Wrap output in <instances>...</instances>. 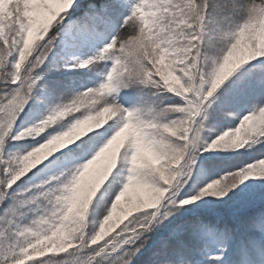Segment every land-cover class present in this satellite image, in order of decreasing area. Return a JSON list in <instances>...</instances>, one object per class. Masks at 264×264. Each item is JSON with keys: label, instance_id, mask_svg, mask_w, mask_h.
<instances>
[{"label": "snow or ice", "instance_id": "6c2138e0", "mask_svg": "<svg viewBox=\"0 0 264 264\" xmlns=\"http://www.w3.org/2000/svg\"><path fill=\"white\" fill-rule=\"evenodd\" d=\"M261 17L264 0H0V264H264V126L244 133L233 147L243 151H210L245 117L264 116L262 95L224 127L238 93H264V59L249 63L264 57V30L252 36ZM74 69L103 78L65 95V79L82 75ZM81 98L88 107L58 119ZM101 109L103 126L25 168L32 149ZM133 131L153 167L136 166ZM113 137L119 158L81 226L77 177ZM134 178L160 195L109 235L119 221H100Z\"/></svg>", "mask_w": 264, "mask_h": 264}, {"label": "clouds", "instance_id": "9594fccd", "mask_svg": "<svg viewBox=\"0 0 264 264\" xmlns=\"http://www.w3.org/2000/svg\"><path fill=\"white\" fill-rule=\"evenodd\" d=\"M262 30H264V17L260 18L257 27L252 32L253 38ZM255 51H264V48H262L260 44H257ZM253 54H255V52H253ZM81 107H88L87 101L83 98H81V103L75 109H69L66 114H60L58 119H65L67 115H71L73 111H79ZM109 118H111V114L106 113L103 109L95 115L85 116L80 121L74 123L65 132L56 134L49 138V140L32 149L24 159L23 163L25 168L30 170L31 167H35L37 163L42 162L61 147L66 146L70 142H74L75 139L87 134L88 131L103 126ZM56 122H58V120L45 121L29 134L38 136L46 131L47 127L51 126L52 123ZM258 126H264V116L245 117V119L241 121L240 126L234 131L226 132L222 136L217 137V139L213 141L212 146L217 148L243 147L244 144L248 142L244 137V133ZM130 134L138 136L139 156L135 161L136 166L140 168L153 167L156 156L151 145L144 143L143 138L139 137V134L135 131ZM115 139L116 138L113 137L112 140L105 144L92 159L87 162L80 175L77 177L73 189V209H75L77 222L81 226H83L87 219L86 214L89 205L116 166L121 145L119 143H114ZM168 178L171 179L172 177ZM159 195L160 193L150 185L144 184L142 181L135 178L129 180L125 187L121 189V192L118 193L116 200L113 201L108 216L100 221V228L108 229L109 226H114L121 217H126L133 208H141L150 202L151 197ZM62 238L63 234L56 238L57 242Z\"/></svg>", "mask_w": 264, "mask_h": 264}, {"label": "rangeland", "instance_id": "374dc122", "mask_svg": "<svg viewBox=\"0 0 264 264\" xmlns=\"http://www.w3.org/2000/svg\"><path fill=\"white\" fill-rule=\"evenodd\" d=\"M83 0H81L82 2ZM264 59V57H257L256 60H253V61H250L249 63H256V61L258 60H262ZM241 68L245 67V65H241L240 66ZM71 71H75V72H78L82 75H78V76H75V77H70L67 79V84H66V88L68 89V91L66 90L65 92V95H72L74 94L75 92H78V91H82L84 88H91L93 86H95L96 84H98L101 80H102V76L99 75V74H95L94 72L92 71H89L88 69H74V70H71ZM240 71V68L236 69L235 72L233 73L236 74V72H239ZM84 74L88 75V76H85ZM95 74V75H94ZM231 78V77H229ZM73 80H76V81H73ZM72 81V82H70ZM255 86H249L247 87L245 90L241 91L240 93L237 94V96L234 98L233 100V106H234V109L236 111V115L234 116H231L227 119V121H233V122H239L240 119H242V117L244 115H247V111H249V108L251 107V105L256 102L257 100H259L260 98L259 97H253L251 95H245V93L250 90L251 88H254ZM64 90V89H62ZM72 93V94H71ZM146 93H147V90H145V98H147L146 96ZM136 95H133V98L135 97ZM123 99V105L125 107H129L132 103V99L126 95L125 92H121L120 93V100ZM127 99V101H125ZM158 102H162L163 104H168L169 101L167 99H163L162 97L159 98V101ZM113 119L115 117H112ZM110 122V121H109ZM20 143H23V141H21ZM225 149H228V148H216V149H210V151H214V152H223ZM243 151V149H234V148H229L227 151L228 152H231V151ZM249 179H261L260 177H249ZM135 212L132 213V215H134ZM131 218V215L128 216V217H121L119 222L116 224L115 227H111L110 230L108 231V234L109 235H112V233L122 224H124L126 222L127 219ZM114 219H115V216H114ZM107 238V237H105Z\"/></svg>", "mask_w": 264, "mask_h": 264}, {"label": "trees", "instance_id": "16d2710c", "mask_svg": "<svg viewBox=\"0 0 264 264\" xmlns=\"http://www.w3.org/2000/svg\"><path fill=\"white\" fill-rule=\"evenodd\" d=\"M85 2H87V0L85 1ZM96 74V73H95ZM94 74V75H95ZM85 76H88V75H86V74H84ZM68 79V78H67ZM67 79H65V81H64V83L65 84H67ZM70 79H72V78H70ZM71 82V81H70ZM223 86V85H222ZM221 86V87H222ZM62 90V88L60 89V91ZM133 95H137L136 93H133ZM245 95H251V96H253V97H259V98H261V96L262 95H264V93H262V91L259 89V88H257V87H254V88H251L250 90H248L246 93H245ZM163 98V97H162ZM164 99V98H163ZM119 101H120V103L122 104L123 103V99H121L120 100V98H119ZM125 101H127V99L125 100ZM247 114H249V111H247L246 112ZM224 127H227L228 128V126H226V125H224ZM213 131V133L215 134V132L217 131V129H213L212 130ZM229 149V148H228ZM228 149H226L225 151L226 152H228L227 150ZM238 159H251V156L250 155H246V156H244V157H242V158H238ZM256 204H257V206H259L260 204H261V197H260V194L258 193L257 194V196H256ZM257 210H258V207H257ZM137 213H135L134 215H136ZM129 219H131V218H129ZM127 221H128V219L126 220V222L125 223H127ZM123 226V224L122 225H120L112 234H114L116 231H118L119 230V228L120 227H122ZM159 235H163V232H161ZM35 258H37V259H39V258H41V257H35ZM134 264H135V262H134Z\"/></svg>", "mask_w": 264, "mask_h": 264}]
</instances>
